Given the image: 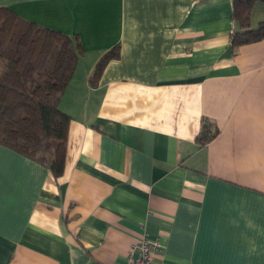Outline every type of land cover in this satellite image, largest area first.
<instances>
[{
    "label": "crops",
    "instance_id": "obj_1",
    "mask_svg": "<svg viewBox=\"0 0 264 264\" xmlns=\"http://www.w3.org/2000/svg\"><path fill=\"white\" fill-rule=\"evenodd\" d=\"M0 6L82 47L61 175L0 144V264H131L143 236L150 264H264V37L231 47L234 0Z\"/></svg>",
    "mask_w": 264,
    "mask_h": 264
},
{
    "label": "trees",
    "instance_id": "obj_2",
    "mask_svg": "<svg viewBox=\"0 0 264 264\" xmlns=\"http://www.w3.org/2000/svg\"><path fill=\"white\" fill-rule=\"evenodd\" d=\"M255 1L234 0L237 29L231 47L264 37V21L250 27ZM82 47L77 38L23 19L0 6V144L47 164L61 175L70 116L59 108L60 97L72 76ZM118 47L106 51L95 64L89 82L95 85ZM217 128L203 122L197 141L204 144Z\"/></svg>",
    "mask_w": 264,
    "mask_h": 264
},
{
    "label": "built area",
    "instance_id": "obj_3",
    "mask_svg": "<svg viewBox=\"0 0 264 264\" xmlns=\"http://www.w3.org/2000/svg\"><path fill=\"white\" fill-rule=\"evenodd\" d=\"M158 246L157 242H151L145 236L137 239L130 248L129 260L131 264H150L153 248Z\"/></svg>",
    "mask_w": 264,
    "mask_h": 264
},
{
    "label": "rangeland",
    "instance_id": "obj_4",
    "mask_svg": "<svg viewBox=\"0 0 264 264\" xmlns=\"http://www.w3.org/2000/svg\"><path fill=\"white\" fill-rule=\"evenodd\" d=\"M1 62H2V61H1V59H0V64H2Z\"/></svg>",
    "mask_w": 264,
    "mask_h": 264
}]
</instances>
